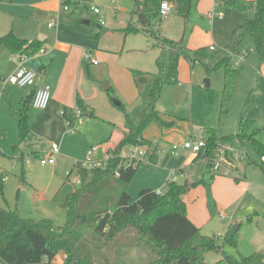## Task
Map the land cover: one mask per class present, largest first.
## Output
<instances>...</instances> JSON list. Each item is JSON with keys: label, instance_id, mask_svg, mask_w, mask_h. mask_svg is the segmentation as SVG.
<instances>
[{"label": "crops", "instance_id": "crops-1", "mask_svg": "<svg viewBox=\"0 0 264 264\" xmlns=\"http://www.w3.org/2000/svg\"><path fill=\"white\" fill-rule=\"evenodd\" d=\"M68 1L80 4L79 9L74 13L64 11L60 0H0V36L13 32L19 39L27 41L37 39L43 42V51L28 57L26 65L36 71L35 87L42 84L50 86L51 99L46 110L34 114V116L38 115L34 119V127L30 124V117H32L34 110L30 102L27 121L31 130L33 128L35 132L43 128L49 129L51 139L46 146H39L34 141H27L29 133L26 138V145L31 149L40 151L42 157H45L49 153L51 144H58L59 151L55 155L54 163L46 164L48 168L45 169H49L58 177L66 176L67 181L71 185H75L68 173L73 172L76 162L86 158L87 149L91 146H98L95 158L100 159L104 156L106 148L114 146L120 138L117 128L124 125L125 118L118 105L113 102L110 93L114 94L126 108L137 107L141 102L140 91L147 84L149 76L146 74L135 76L133 71L156 72V58L159 49L157 48L154 54H148L152 48V42L144 32L139 31L132 34L123 32L128 24L129 12L133 7L132 0H129L131 6L125 0ZM224 1L226 0H212V2L205 0V5L212 9L214 6H221L220 4ZM90 2L98 5L100 10L102 9L100 14L93 13L88 7H83ZM115 2H117L118 8L110 9L111 3L115 4ZM103 7L109 9L103 12ZM99 15L103 16V23L99 21ZM93 16L97 17L98 22L94 28H91ZM214 17L217 18L218 16ZM222 17L223 14L218 18L222 19ZM75 20L81 22L76 23ZM50 23L53 25L49 26ZM164 23L160 22V30ZM136 24L137 26L140 25L139 20ZM223 27L224 36H227L228 40V36L237 26L232 20H229L224 23ZM137 35L144 38H139ZM221 38L223 39L222 34L217 36L213 32L210 33V40L204 43L190 44L189 48L221 45L219 43ZM87 54L97 63L94 64L90 61L86 57ZM20 57L18 53H13L0 46V154L10 159L11 169L20 166L15 156L10 157L12 147L18 144L20 139L19 121L12 114V110H18L21 101L31 96L35 89L34 86L23 88L5 81L6 77L18 67ZM151 60L155 62V69L151 66ZM189 67L190 64L185 59H180L178 66L179 83L184 82L185 78L191 77L188 71ZM257 81L258 76L252 86L259 90H255L253 96L247 101L250 103V110L248 113L241 112L238 115L242 116L240 118L262 119V114H264V87H260ZM105 85L109 86L108 89H105ZM77 96L86 104L87 113L84 114L86 117L82 116L77 119L74 129L71 130L62 115V111L64 106L76 107ZM160 113L163 114L161 111ZM162 117L164 118L163 115ZM86 119L102 123L107 128H102L92 124V122H90L91 124L88 121L83 122ZM166 120L173 121V119ZM39 123L40 126L37 128ZM92 125L95 126L94 129H92ZM152 125L155 124H150L143 133L145 138L152 141L151 149H157L160 142L163 143V139L166 137L170 140L174 139V133L171 132L172 128L159 126L157 127L162 130L149 136L147 129L151 128ZM234 128L233 125L219 127L217 129L218 136L234 134L237 132ZM190 132L191 137H201L203 130L197 134L191 128ZM234 141L239 144L235 142L223 143L219 148L225 151L226 157L229 159V173L233 172L237 176L230 177L228 174L215 173L211 182L191 188L184 197L187 215L200 228L201 233L210 235L204 233L203 228L207 227L211 231L214 214L224 213L228 217V221L222 227V232L218 231L217 233L222 234L223 238L227 230L231 229L234 224H239L238 229H241L246 218L250 216V223L244 224V226L252 229V235L247 239L244 238V240L250 252L264 255V177L248 173V167L245 163L242 168H239L238 163L242 157L233 149L240 145L244 146V141L235 139ZM129 149L130 146L125 147L122 153H128ZM181 151L175 158L153 156V154L148 157V160L147 158L143 160L144 164L137 170L127 187L129 195L137 197L144 188L162 191L169 180H195L202 176L208 178L206 161L202 158H196L195 153L186 149ZM29 165L30 162L24 161L23 169L28 181L19 179L18 184L20 186H31L32 181L30 180H34V177H31ZM0 170L7 171L6 168H0ZM5 181H7V177H5ZM73 189V186H69L65 194L60 197V206L65 196ZM18 211L22 215L21 209ZM43 217H48V215ZM240 240L241 235L238 245H240ZM64 258L65 255L62 253L56 256V260L60 263L63 262Z\"/></svg>", "mask_w": 264, "mask_h": 264}, {"label": "trees", "instance_id": "trees-1", "mask_svg": "<svg viewBox=\"0 0 264 264\" xmlns=\"http://www.w3.org/2000/svg\"><path fill=\"white\" fill-rule=\"evenodd\" d=\"M132 1L133 7L123 32L128 34L142 31L150 38L151 46L159 49L156 72L133 71L135 76H149L147 84L140 91V104L133 109L126 108L123 103L118 105L125 121L122 127L117 128L120 134L118 142L105 150L109 157L103 166H87L83 161L74 164L73 172L79 177L80 187L70 191L61 203L65 221L59 226V231L54 230V223L48 217H22L17 208L0 206V264H119L107 251L130 244L147 251L153 264H207L205 254L209 251L221 254V258L213 264H264L263 254L234 256L224 250L225 244L238 246V230L233 232L229 228L222 243L216 241L218 237L215 235L201 233L200 228L188 217L184 201L191 188L205 185L214 178V154L223 143L234 139H249L256 152L264 156V144L256 138L253 120L240 118L238 131L222 137L218 136L216 127L205 128L201 136L204 146L196 158L206 161L208 178L202 176L195 180H169L159 193L152 188H144L137 197H131L127 187L144 162L122 156L125 147L152 146V141L143 134L150 124L161 127L172 125V122L162 117L157 103L164 87L179 83L180 59H185L191 66L200 63L206 73L219 67L224 68V84L219 92L220 112L228 111L234 92V74L237 71L233 58L238 54L239 45L245 36L252 37L254 49L261 62L264 61V0L222 2L220 5L242 12L245 21L233 29L228 46H215L214 49L210 46L195 49L187 46L194 0ZM163 1L170 3L184 20L183 35L178 40L167 38L160 32V6ZM65 2L70 3L68 0ZM140 13L149 22L137 26ZM0 46L20 56L30 57L42 49L43 42L37 39L22 40L9 32L0 36ZM32 96L23 99L18 110H12L19 121L20 139L12 147L10 157L17 158L22 175L26 156L42 157L40 151L26 145L31 130L27 111ZM75 108H79L82 116L87 113L86 104L78 96L76 107L64 106L62 115L70 128H74L77 121ZM261 167L264 169L263 165ZM6 172L0 170V197L4 196ZM250 219L248 216L245 222L250 223ZM59 253L65 255L62 263L56 260Z\"/></svg>", "mask_w": 264, "mask_h": 264}, {"label": "rangeland", "instance_id": "rangeland-1", "mask_svg": "<svg viewBox=\"0 0 264 264\" xmlns=\"http://www.w3.org/2000/svg\"><path fill=\"white\" fill-rule=\"evenodd\" d=\"M125 1H127L128 5L131 6L129 0ZM90 3L95 4L92 2ZM109 8L117 9V2H115V4L111 3ZM109 8L103 7V12L107 11ZM213 8L222 12V19H219L218 17L209 19L208 13L211 7H207L205 5V0H194V7L190 13L189 23V31H191V29L193 30L187 34L188 47L190 44H199L210 40V33L213 32L217 36L220 34L223 35V39L221 38L219 40L221 45L216 46L226 47L230 44L231 34L228 36L227 40V36H224V23L232 20L235 26H238L237 24H241L245 21V15L242 12L228 9L222 5L219 7L214 6ZM162 20L161 22H165L164 26L160 30L163 36L175 40L182 37L184 20L176 13L174 8H172L166 16H162ZM97 22V17L93 16L91 28H94V25L97 24ZM137 36L139 38H144L141 35ZM150 49L151 50L148 54H154L157 51V48L153 46ZM246 53L247 57L245 58ZM235 62H237L236 65ZM233 64L237 71L234 74L233 97L231 98L229 108L226 113L220 112L219 91L223 88L224 84L223 67H219L210 73H206L204 67L200 63H195L193 66L190 64L189 69H187L191 77L185 78L186 82L184 81L182 83L169 85L163 88L157 105L159 110L163 113L162 115L164 116V119H173V121L167 120L168 122H172V125L165 128H172L171 132L174 133V139L170 140V138H164V142H160V146L153 153L154 155L152 154L153 156H164L165 158L177 157V155L182 152L181 150L183 148L180 146V150H178V153L176 154H171L169 149L173 144H183L186 140H188L191 137V135H189L191 133V128L198 134L201 130H204L207 127H216L218 129L219 127H230L233 125V127H235L234 129L238 131L239 120L240 117H242L238 115L241 112H249L250 103L247 101H249L253 96L255 90H259L258 88L252 86V83H254L257 76L258 85L260 87H264V62H261L259 55L256 53L251 36L247 35L242 39L238 48V54H236L233 58ZM151 66L154 69L156 68L154 60H151ZM205 79L209 80V87H205ZM37 112L41 111L34 109L32 117H30V124H32L33 127L35 123L34 119L38 117V115L34 116V114ZM87 121L88 119L83 122ZM253 121V128L257 136L256 138L264 144V114H262V119H253ZM88 122L89 124L92 122V124L98 125L102 128H107L105 125L97 121ZM39 126L40 123L37 128ZM157 126L158 125H152L151 128L147 129V134L152 136L153 133L156 134L161 131L162 129L159 128L161 126ZM94 128L95 126L92 125V129ZM50 139L51 134H49V129L43 128L35 132L32 128L27 141H34L39 146H46ZM229 142L239 144L234 140ZM229 142H227V144ZM142 147L145 148V146ZM233 150L240 153L242 157V160L238 163L239 168H242L245 163L248 167V173L258 174L259 176L264 177V169L261 167V165L264 166L262 156L256 152L249 139L244 140V146L240 145ZM146 158L148 160V157ZM26 160L30 162L29 170L31 172V177H34V180H30L32 181V183L30 182L31 186H26L28 189H26L25 186H20V184H18L19 179L28 181L26 174L24 173L22 175L21 166H19V168L13 167L14 169H11L10 159L0 154V168L7 169V172L5 173L7 181H5L4 196L0 197V206L4 208L21 209V216L25 217H40L48 215L54 223V230L59 231V226L63 225L65 221L64 211L59 204L60 197L65 194L67 189H69V186H73V188H79L80 186L77 182H74L75 185H71V183L67 181L66 176L61 178L56 174H53L49 169H45L48 168V166L40 164V158L26 156L25 161ZM24 167L26 172V163ZM139 168L137 170H139ZM196 170L200 171L198 169ZM228 176L236 177L237 175L231 172ZM70 177L73 181L75 180V171L72 172ZM41 194L44 195L42 196ZM221 215L224 216L223 221L220 219ZM227 221L228 217L224 213H215L211 222L212 230L210 231L208 230L209 228L205 227L202 231L210 234L211 236H213V233L216 235L218 231L222 232V227L225 226ZM244 224H249V222H244ZM244 224L241 229H238V236L241 235L240 245H238V248L226 244L224 245V249L234 256H239L240 254L246 256L249 253H252L244 240V238L247 239L252 235V229L245 227ZM216 241L218 243H222L220 237H218ZM107 254L112 258L115 257L113 260H116L119 264H153L149 253L147 251H143L140 246L134 244H130L125 247H113L107 251ZM220 257V252L209 251L205 254V262L207 264H213L220 259Z\"/></svg>", "mask_w": 264, "mask_h": 264}, {"label": "built area", "instance_id": "built-area-1", "mask_svg": "<svg viewBox=\"0 0 264 264\" xmlns=\"http://www.w3.org/2000/svg\"><path fill=\"white\" fill-rule=\"evenodd\" d=\"M62 1V8L64 11H76L79 9L80 4L73 2V3H66L65 0H60ZM83 7H88L93 13L100 14L101 10L100 7L96 4H91L87 3ZM172 5L168 3L167 1H163L160 6V14L161 16H166L170 10L172 9ZM214 16L221 17L222 12L216 10V9H210L208 13L209 18H213ZM103 16H100L99 21L103 23ZM53 23H50L49 26H52ZM215 46H210L211 49H214ZM43 50L40 49L39 52H42ZM90 61H92L94 64L97 63L96 60L91 59V56L87 54L86 56ZM27 56H21L19 60V65L18 67L11 72L7 77H6V82L9 84L16 85L18 87H35V78H36V71L29 68L26 65L27 61ZM237 62H235V65ZM51 99V90L50 86L48 84H42L39 86H36L33 92V96L31 99V106L32 108L39 110V111H44L47 109L48 104ZM75 117L77 119H80L82 117L81 112L79 108H75ZM69 126V125H68ZM70 128V127H69ZM73 130L74 128H70ZM180 146L183 149L189 150L192 153L197 154L200 149L204 146V140L202 137H190L188 140H186L183 144H173L169 152L171 154H176L178 153V150H180ZM98 146H91L87 149L86 152V158L83 160V164L87 166H103L109 157L108 154H105L100 159L95 158V154L97 153ZM59 151V146L56 143H52L49 149V153L45 157L40 158V164L46 165V164H53L55 161V155ZM156 149H150L149 147H142V146H130V149L128 153L124 154L122 153V156H125L129 159H135V160H140L143 161L146 159V157L151 156ZM262 162L264 163V156H262ZM224 167V170H223ZM212 171L214 173H224V174H229L230 168L228 167V160L226 157V153L224 150L218 148L215 151L214 154V159H213V167ZM71 172L68 173L69 176H71ZM73 182L79 183V177L75 174V180ZM156 192H161L160 190H156ZM223 215H221V218L223 219ZM217 237L223 238L222 234H218Z\"/></svg>", "mask_w": 264, "mask_h": 264}, {"label": "water", "instance_id": "water-1", "mask_svg": "<svg viewBox=\"0 0 264 264\" xmlns=\"http://www.w3.org/2000/svg\"><path fill=\"white\" fill-rule=\"evenodd\" d=\"M138 19H139L140 24H147L149 22V20L147 19V17L144 14H142V13H140L138 15ZM204 84H205V87H209V80L208 79H205L204 80ZM104 87H105V89H108L109 86L108 85H105ZM110 96H111L113 102L116 105H120V101L114 96V94L110 93ZM238 227H239V224H234L231 227V231H233V232L236 231L238 229Z\"/></svg>", "mask_w": 264, "mask_h": 264}]
</instances>
